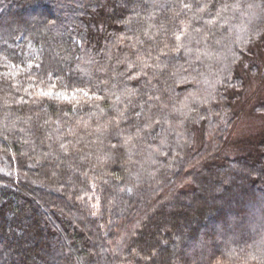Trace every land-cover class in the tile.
Returning <instances> with one entry per match:
<instances>
[{"label":"trees","instance_id":"obj_1","mask_svg":"<svg viewBox=\"0 0 264 264\" xmlns=\"http://www.w3.org/2000/svg\"><path fill=\"white\" fill-rule=\"evenodd\" d=\"M247 112L264 0H0V264H264Z\"/></svg>","mask_w":264,"mask_h":264},{"label":"rangeland","instance_id":"obj_2","mask_svg":"<svg viewBox=\"0 0 264 264\" xmlns=\"http://www.w3.org/2000/svg\"><path fill=\"white\" fill-rule=\"evenodd\" d=\"M245 116L246 117L237 123V126L233 127L232 131L230 132L229 138L231 140L229 145H234L235 142L233 141L238 137L243 135L249 136L256 133L258 131L257 129H259L262 124H264L263 118L252 116L249 112H247V115Z\"/></svg>","mask_w":264,"mask_h":264},{"label":"snow or ice","instance_id":"obj_3","mask_svg":"<svg viewBox=\"0 0 264 264\" xmlns=\"http://www.w3.org/2000/svg\"><path fill=\"white\" fill-rule=\"evenodd\" d=\"M185 7H188V5H185ZM176 40L179 41V40H180V36H176ZM176 50L179 51V50H180V46H178ZM131 67H132V65L130 64V65H129V68H131ZM42 94H43V95H51L50 92H49V93H42ZM84 94L87 95L86 92H85ZM64 99H68V97L65 96Z\"/></svg>","mask_w":264,"mask_h":264}]
</instances>
